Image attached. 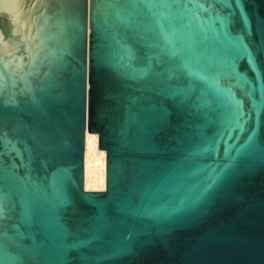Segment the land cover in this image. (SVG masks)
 I'll list each match as a JSON object with an SVG mask.
<instances>
[{
    "label": "water",
    "instance_id": "water-1",
    "mask_svg": "<svg viewBox=\"0 0 264 264\" xmlns=\"http://www.w3.org/2000/svg\"><path fill=\"white\" fill-rule=\"evenodd\" d=\"M0 264H264V0H0Z\"/></svg>",
    "mask_w": 264,
    "mask_h": 264
},
{
    "label": "bare ground",
    "instance_id": "bare-ground-1",
    "mask_svg": "<svg viewBox=\"0 0 264 264\" xmlns=\"http://www.w3.org/2000/svg\"><path fill=\"white\" fill-rule=\"evenodd\" d=\"M83 187L89 190L106 188V150L98 149V133H89L87 126L84 130Z\"/></svg>",
    "mask_w": 264,
    "mask_h": 264
},
{
    "label": "snow or ice",
    "instance_id": "snow-or-ice-1",
    "mask_svg": "<svg viewBox=\"0 0 264 264\" xmlns=\"http://www.w3.org/2000/svg\"><path fill=\"white\" fill-rule=\"evenodd\" d=\"M233 103L236 106V109H237V112H238V115H239L241 121L246 120L247 117H246L245 113L242 110L241 102L234 100Z\"/></svg>",
    "mask_w": 264,
    "mask_h": 264
}]
</instances>
